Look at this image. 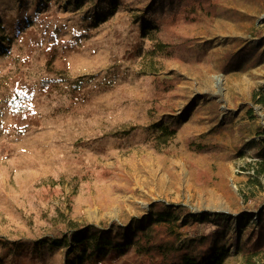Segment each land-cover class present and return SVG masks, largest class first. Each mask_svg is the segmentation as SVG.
Masks as SVG:
<instances>
[{
	"label": "rangeland",
	"instance_id": "374dc122",
	"mask_svg": "<svg viewBox=\"0 0 264 264\" xmlns=\"http://www.w3.org/2000/svg\"><path fill=\"white\" fill-rule=\"evenodd\" d=\"M94 1L0 0V264H66L53 242L73 224L127 225L157 202L226 216L225 264H245L235 242L264 219V175L252 187L245 170L252 143L264 142V106L251 101L264 85V0H220L211 25L181 26L193 43L187 61L160 60L162 73L181 78L162 95L140 67L151 43L132 0L103 14ZM242 49L223 71L226 55ZM164 115L180 123L166 148L153 143ZM187 139L210 149L192 151ZM83 258L148 264L133 247Z\"/></svg>",
	"mask_w": 264,
	"mask_h": 264
},
{
	"label": "trees",
	"instance_id": "16d2710c",
	"mask_svg": "<svg viewBox=\"0 0 264 264\" xmlns=\"http://www.w3.org/2000/svg\"><path fill=\"white\" fill-rule=\"evenodd\" d=\"M87 0H69L70 4L81 6ZM94 1V0H93ZM220 0H132L131 11L136 23H140L141 36L150 43V49L144 51L140 60L141 70L154 78L155 95L168 94L176 89L180 77L173 73H162L160 60L173 59L187 61V50L193 40L183 37L179 28L185 24L211 25L220 15ZM119 0H95L94 10L103 14L112 11ZM79 5V6H78ZM5 42V39H2ZM191 45V46H189ZM244 50L226 55L223 71H228L240 62ZM254 60H259L256 57ZM253 60V61H254ZM264 85L251 93L255 105L264 106ZM154 95V96H155ZM180 123L168 115L161 116L153 124L156 137L153 143L166 148L175 137ZM264 134V132H261ZM186 145L192 150L203 152L210 146L195 143L187 139ZM255 150L254 161H250L246 171H252L248 177L249 186H261L264 175V142L252 143ZM106 176L107 171L103 172ZM198 178L206 180L207 174L199 171ZM244 204L253 203V210L259 204L252 196L242 194ZM150 213L143 219L132 218L127 225L112 223L108 229L73 224L68 235L53 242L55 246L66 248V264H83L86 251L96 254L105 249L121 250L133 247L137 256L148 264H225L230 256V244L224 237L227 229L226 216L216 215L210 221V214L190 215L183 206H173L157 202L150 206ZM261 223L246 229V238L237 244L245 264H264V219ZM249 220L248 217L244 221ZM209 225L214 229L206 231ZM254 227L256 230H254ZM73 244H69V241ZM43 241L38 242L37 246ZM4 248L13 244L3 242ZM2 243V244H3ZM22 243H19L20 245ZM30 245L34 246V243ZM29 245V246H30ZM75 245V248H74ZM11 248V247H10ZM255 259L259 263L255 262Z\"/></svg>",
	"mask_w": 264,
	"mask_h": 264
}]
</instances>
